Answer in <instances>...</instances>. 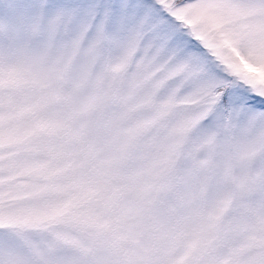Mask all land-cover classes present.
I'll list each match as a JSON object with an SVG mask.
<instances>
[{
  "label": "snow or ice",
  "instance_id": "6c2138e0",
  "mask_svg": "<svg viewBox=\"0 0 264 264\" xmlns=\"http://www.w3.org/2000/svg\"><path fill=\"white\" fill-rule=\"evenodd\" d=\"M264 0H0V264H264ZM243 129L237 193L161 197L156 121ZM233 210L229 212V209Z\"/></svg>",
  "mask_w": 264,
  "mask_h": 264
},
{
  "label": "rangeland",
  "instance_id": "374dc122",
  "mask_svg": "<svg viewBox=\"0 0 264 264\" xmlns=\"http://www.w3.org/2000/svg\"><path fill=\"white\" fill-rule=\"evenodd\" d=\"M242 63L264 79V72ZM145 118L156 121L153 135L157 139V156L163 162V199L172 203L184 201L189 208L198 210L237 193L245 173L241 145L258 132L203 130L192 107L184 104L161 117L146 113Z\"/></svg>",
  "mask_w": 264,
  "mask_h": 264
}]
</instances>
